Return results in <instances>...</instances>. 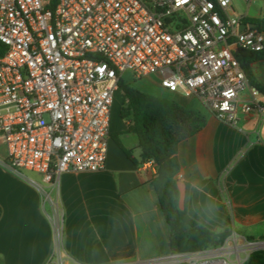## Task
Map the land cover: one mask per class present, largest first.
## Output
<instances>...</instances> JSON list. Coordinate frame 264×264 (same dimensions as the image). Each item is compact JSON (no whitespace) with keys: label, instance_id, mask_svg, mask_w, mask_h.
Instances as JSON below:
<instances>
[{"label":"built area","instance_id":"1","mask_svg":"<svg viewBox=\"0 0 264 264\" xmlns=\"http://www.w3.org/2000/svg\"><path fill=\"white\" fill-rule=\"evenodd\" d=\"M242 18L233 0H0L3 163L53 185L69 171L105 169L112 104L126 72L158 76L164 89L196 97L231 127L263 115L261 92L232 48L264 51V33L239 31ZM151 168L153 160L142 164ZM62 237L60 220L45 264H64L54 258ZM258 250L264 237L233 231L217 246L114 264H245Z\"/></svg>","mask_w":264,"mask_h":264},{"label":"crops","instance_id":"2","mask_svg":"<svg viewBox=\"0 0 264 264\" xmlns=\"http://www.w3.org/2000/svg\"><path fill=\"white\" fill-rule=\"evenodd\" d=\"M237 14L264 18V0L245 3L244 12ZM250 69L264 86V60L251 63ZM157 88L161 94H151L198 109L192 96L169 92L159 77ZM260 102L264 105L262 93ZM203 109L198 110L206 118L204 127L178 144L179 205L211 231L229 229L247 236L264 224V114L243 118L237 131ZM121 122L118 130L111 129L105 169L69 171L56 185L37 174L16 175L0 156L1 264H45L55 253L54 225L60 220L62 245L54 258L64 264L126 263L171 252L169 227L152 185L156 169L143 170L144 162L129 159L125 150L139 162L141 150L137 135L127 131L129 123ZM224 129L228 134L223 136ZM118 158L122 163H114Z\"/></svg>","mask_w":264,"mask_h":264},{"label":"trees","instance_id":"3","mask_svg":"<svg viewBox=\"0 0 264 264\" xmlns=\"http://www.w3.org/2000/svg\"><path fill=\"white\" fill-rule=\"evenodd\" d=\"M241 23H253L255 28L264 32V18L243 17ZM234 54L250 84L264 95V86L255 81L250 69L251 63L264 60V51L247 52L238 49ZM118 88L126 99L120 116L129 123L127 131L138 137L140 162L130 152L125 150V153L136 164L148 160L156 163L152 185L169 227L170 251H197L222 244L231 234V230L211 231L190 217L185 206L181 208L179 205L180 195L176 183L180 169L177 159L178 144L204 127V114L198 109H187L172 99L141 91L123 79L119 81ZM1 213L0 207V217ZM245 264H264V250L252 252Z\"/></svg>","mask_w":264,"mask_h":264},{"label":"rangeland","instance_id":"4","mask_svg":"<svg viewBox=\"0 0 264 264\" xmlns=\"http://www.w3.org/2000/svg\"><path fill=\"white\" fill-rule=\"evenodd\" d=\"M234 3V9L236 13H243L244 12V1L243 0H233ZM123 80L126 83H130L133 86L142 89V90H146L149 91L150 93H154V94H161V91L157 88V83H158V76H151L150 78L146 79V80H134L133 76L130 72H126L123 75ZM190 100L193 102V107L198 108L200 110H204L203 106L201 104V102L196 98V97H191ZM124 102V94L123 92L117 91L115 96H114V101L112 104V109H111V129H119V127L122 125L121 122V118H120V108L122 106ZM262 138H264V123H263V127H262ZM231 129H235L236 128L232 127ZM238 131V130H237ZM223 136L228 134L226 132V130L224 129L222 132ZM115 136H118V134H116ZM113 138H115L113 136ZM5 155V148L4 146H2L0 144V156H4ZM114 163H122L121 160L118 158L115 160ZM27 176H31V177H35L36 175L33 173H26ZM264 224L263 226H258L256 231H253L252 233H247L246 237L251 238V239H259L261 237H264ZM165 251H169L168 247L165 248ZM1 264V263H0Z\"/></svg>","mask_w":264,"mask_h":264},{"label":"water","instance_id":"5","mask_svg":"<svg viewBox=\"0 0 264 264\" xmlns=\"http://www.w3.org/2000/svg\"><path fill=\"white\" fill-rule=\"evenodd\" d=\"M255 27V24L253 23H250V24H246V23H240L239 25V31H242L246 28H254ZM233 51L236 52L238 50V47L235 45L233 48Z\"/></svg>","mask_w":264,"mask_h":264}]
</instances>
